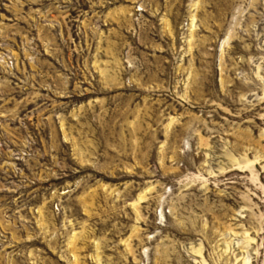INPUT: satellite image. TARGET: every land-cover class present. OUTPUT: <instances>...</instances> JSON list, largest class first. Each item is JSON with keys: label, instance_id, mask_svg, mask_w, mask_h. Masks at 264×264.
I'll list each match as a JSON object with an SVG mask.
<instances>
[{"label": "rangeland", "instance_id": "374dc122", "mask_svg": "<svg viewBox=\"0 0 264 264\" xmlns=\"http://www.w3.org/2000/svg\"><path fill=\"white\" fill-rule=\"evenodd\" d=\"M0 264H264V0H0Z\"/></svg>", "mask_w": 264, "mask_h": 264}]
</instances>
